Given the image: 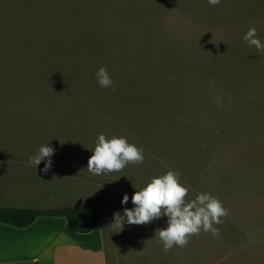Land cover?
Listing matches in <instances>:
<instances>
[{"label": "rangeland", "instance_id": "rangeland-1", "mask_svg": "<svg viewBox=\"0 0 264 264\" xmlns=\"http://www.w3.org/2000/svg\"><path fill=\"white\" fill-rule=\"evenodd\" d=\"M250 27L264 42V0H0V207L96 202L111 219L173 170L187 201L210 193L228 215L165 254L167 217L148 223L153 261L264 264V52ZM102 66L114 86L97 83ZM99 134L126 137L143 163L92 175ZM48 143L45 174L29 158ZM144 225L123 239L137 256Z\"/></svg>", "mask_w": 264, "mask_h": 264}, {"label": "clouds", "instance_id": "clouds-1", "mask_svg": "<svg viewBox=\"0 0 264 264\" xmlns=\"http://www.w3.org/2000/svg\"><path fill=\"white\" fill-rule=\"evenodd\" d=\"M208 3L217 6L221 0H208ZM243 39L248 47L264 52V42L258 38L256 27H250ZM96 79L102 88L114 86V80L106 66L98 69ZM53 154L54 149L49 143L42 145L29 158V163L37 168L46 160L41 171L47 174L52 167ZM143 161V149L129 143L126 137L113 135L107 138L104 134H99L88 160L87 170L94 176L107 175L120 172L129 164H142ZM188 191V187L181 183L179 173L168 170L165 174L151 178L143 188L136 190L131 197L134 207L124 208L123 215L115 213L113 225L122 229L125 223L144 225L166 216L167 227L158 228L155 234L162 241L165 252L174 246H187L189 237L198 235L202 229L211 232L213 236L219 235L214 224H221V218L228 215L222 201L210 193L197 194L194 199L187 201ZM128 201L129 197L125 194L121 203L127 204Z\"/></svg>", "mask_w": 264, "mask_h": 264}, {"label": "crops", "instance_id": "crops-1", "mask_svg": "<svg viewBox=\"0 0 264 264\" xmlns=\"http://www.w3.org/2000/svg\"><path fill=\"white\" fill-rule=\"evenodd\" d=\"M114 223V215L111 219L102 217L92 232L83 234L72 230L62 217H42L26 228L0 222V264H185L169 263L166 255L153 261L152 229L148 224L142 229L144 245L138 248L137 256L130 239L125 245L123 240L132 225L125 223L120 229ZM159 244L163 251V244ZM211 264L248 263L228 261L226 253Z\"/></svg>", "mask_w": 264, "mask_h": 264}, {"label": "trees", "instance_id": "trees-1", "mask_svg": "<svg viewBox=\"0 0 264 264\" xmlns=\"http://www.w3.org/2000/svg\"><path fill=\"white\" fill-rule=\"evenodd\" d=\"M42 217L66 218L69 227L78 233L92 232L100 223L102 211L96 202L83 205H64L51 208L0 207V222L26 228Z\"/></svg>", "mask_w": 264, "mask_h": 264}]
</instances>
